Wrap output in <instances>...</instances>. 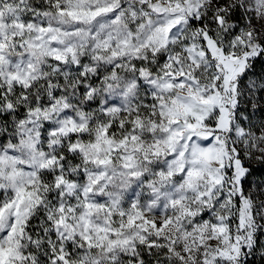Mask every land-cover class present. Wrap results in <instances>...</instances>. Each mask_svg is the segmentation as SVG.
<instances>
[{"label": "snow or ice", "instance_id": "snow-or-ice-1", "mask_svg": "<svg viewBox=\"0 0 264 264\" xmlns=\"http://www.w3.org/2000/svg\"><path fill=\"white\" fill-rule=\"evenodd\" d=\"M0 264H264V0H0Z\"/></svg>", "mask_w": 264, "mask_h": 264}]
</instances>
